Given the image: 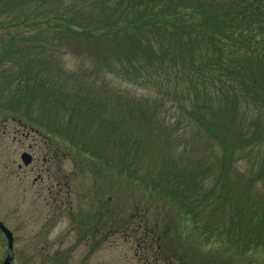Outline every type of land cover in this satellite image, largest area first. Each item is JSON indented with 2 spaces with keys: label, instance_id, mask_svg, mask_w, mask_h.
Returning a JSON list of instances; mask_svg holds the SVG:
<instances>
[{
  "label": "rangeland",
  "instance_id": "obj_1",
  "mask_svg": "<svg viewBox=\"0 0 264 264\" xmlns=\"http://www.w3.org/2000/svg\"><path fill=\"white\" fill-rule=\"evenodd\" d=\"M18 12L15 7L13 13ZM33 18L40 21L42 15L27 18L26 25L0 29V45L11 39L18 44L7 62L0 63V223L13 236L15 263L78 264L86 255L83 264H155L139 244L143 227L159 221L182 236L190 257L203 260L208 253L228 263L256 264L250 252L207 246L199 231L185 225L175 203L159 200V191L167 186L161 177L169 181L183 158L200 157L202 141L196 137L174 147L171 142L188 130L170 129L171 112L158 117L160 123L138 118L142 108L149 112L152 90L106 74L94 61L92 41L86 42L91 53L82 39L75 44L74 36L36 33L43 21L26 27ZM28 60L36 61L25 64ZM61 67L66 79L60 84L57 75L56 81L62 89L54 83L60 93L29 99L14 95L21 90L11 82L16 74L29 72L30 85H37V69L52 75ZM136 118L138 129H129ZM24 152L31 156L26 166L20 159ZM82 238L97 240V245L76 246ZM6 249L0 231V263Z\"/></svg>",
  "mask_w": 264,
  "mask_h": 264
},
{
  "label": "trees",
  "instance_id": "obj_2",
  "mask_svg": "<svg viewBox=\"0 0 264 264\" xmlns=\"http://www.w3.org/2000/svg\"><path fill=\"white\" fill-rule=\"evenodd\" d=\"M62 1L0 0V29L26 25L39 12L40 21L33 18L26 27L43 21L36 33L74 36L86 50L92 41L94 61L106 74L152 90L153 103L149 112L142 108L140 121L160 123L169 111L170 129L188 130L171 142L174 147L196 137L203 143L200 157L183 158L169 181L161 177L167 186L159 192L168 200H159L175 203L185 225L199 231L207 246L250 252L256 264H264V0ZM11 40L0 45V63L16 47ZM31 61L36 60L25 64ZM62 68L52 75L37 69L40 86L30 85L29 72L16 74L11 82L21 90L14 95L60 93ZM139 119L129 129L137 130ZM169 227L159 221L143 227L139 245L155 264H233L208 253L203 260L190 257L182 236Z\"/></svg>",
  "mask_w": 264,
  "mask_h": 264
},
{
  "label": "flooded vegetation",
  "instance_id": "obj_3",
  "mask_svg": "<svg viewBox=\"0 0 264 264\" xmlns=\"http://www.w3.org/2000/svg\"><path fill=\"white\" fill-rule=\"evenodd\" d=\"M3 234V233H2ZM6 239V238H5ZM7 241V240H6ZM82 243V244H80ZM97 240H94V239H89V238H82L81 240H76L75 244L76 246L77 245H81V246H84L85 248L86 247H91V246H96L97 244ZM96 244V245H95ZM99 244V243H98ZM88 250V249H87ZM14 249H13V236H12V246L9 247L8 246V242H7V249L4 250L3 254L1 255V259H2V262L0 264H3L4 262H7V264H16L15 263V258H16V255H14L13 253ZM54 258H55V255L52 256V259L51 261L54 262ZM88 256L86 255H83L81 258H80V261L78 262V264H83L86 262Z\"/></svg>",
  "mask_w": 264,
  "mask_h": 264
},
{
  "label": "water",
  "instance_id": "obj_4",
  "mask_svg": "<svg viewBox=\"0 0 264 264\" xmlns=\"http://www.w3.org/2000/svg\"><path fill=\"white\" fill-rule=\"evenodd\" d=\"M20 159L22 161V164L25 165V166L28 165L31 162V156L28 153H25V152L21 154ZM0 230L3 233V235L5 236V238H6L7 242H8V246L11 247L12 246V234L1 223H0ZM3 264H7V262H4Z\"/></svg>",
  "mask_w": 264,
  "mask_h": 264
}]
</instances>
